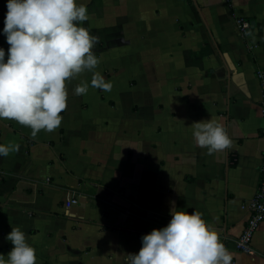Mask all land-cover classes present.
Instances as JSON below:
<instances>
[{"label": "crops", "instance_id": "1", "mask_svg": "<svg viewBox=\"0 0 264 264\" xmlns=\"http://www.w3.org/2000/svg\"><path fill=\"white\" fill-rule=\"evenodd\" d=\"M99 38L93 52L113 87H91L85 71L66 82L67 107L54 132L0 120V255L20 228L37 264H127L142 236L178 210L199 212L232 254L264 264V222L253 252L236 248L264 159V0H77ZM7 0H0V48ZM251 22L243 37L237 19ZM88 84L76 96L77 85ZM220 123L232 144L209 155L194 122ZM79 203L66 209L72 195Z\"/></svg>", "mask_w": 264, "mask_h": 264}, {"label": "clouds", "instance_id": "2", "mask_svg": "<svg viewBox=\"0 0 264 264\" xmlns=\"http://www.w3.org/2000/svg\"><path fill=\"white\" fill-rule=\"evenodd\" d=\"M3 34L9 45L0 48V120H14L31 128V136L52 133L62 123L67 107L66 82L92 72L91 87L106 92L112 83L94 71L99 64L92 51L99 38L78 26L89 19L87 7L77 0H7ZM88 84L77 85L76 96L87 93ZM197 147L209 155L226 152L232 141L224 127L212 120L194 122ZM19 151V145L0 144V157ZM163 228L142 236L138 254H128L127 264H231L232 254L199 212L178 210ZM14 247L0 264H37L34 247L20 228L6 236ZM3 257V255H0Z\"/></svg>", "mask_w": 264, "mask_h": 264}, {"label": "built area", "instance_id": "3", "mask_svg": "<svg viewBox=\"0 0 264 264\" xmlns=\"http://www.w3.org/2000/svg\"><path fill=\"white\" fill-rule=\"evenodd\" d=\"M237 26L240 34L245 38H249L251 34V22L244 17H239L237 19ZM257 75L260 81V88L262 92L261 107L264 117V69L259 68ZM261 135L264 137V125L261 128ZM77 203H79V197L73 194L65 202V207L66 209H69ZM262 222H264V159L260 168V182L258 184L256 194L252 201L247 205V220L244 232L236 241V248L238 250L245 253H252L254 251V235Z\"/></svg>", "mask_w": 264, "mask_h": 264}]
</instances>
